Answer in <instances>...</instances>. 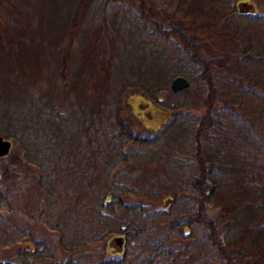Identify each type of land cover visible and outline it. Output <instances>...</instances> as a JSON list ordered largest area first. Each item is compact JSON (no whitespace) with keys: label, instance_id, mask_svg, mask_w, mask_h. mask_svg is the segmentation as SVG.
I'll return each instance as SVG.
<instances>
[{"label":"trees","instance_id":"trees-1","mask_svg":"<svg viewBox=\"0 0 264 264\" xmlns=\"http://www.w3.org/2000/svg\"><path fill=\"white\" fill-rule=\"evenodd\" d=\"M23 1L0 15V135L14 144L0 158V264H264V0H105L132 4L138 31L180 50L190 82L178 92L156 46L126 64L140 80L122 62L114 81L100 46L74 45L92 0H74L57 35L42 33L47 49L15 11ZM128 89L164 109L154 134L133 128ZM48 150L66 154L46 166ZM22 161L55 243L33 236L18 205Z\"/></svg>","mask_w":264,"mask_h":264},{"label":"rangeland","instance_id":"rangeland-1","mask_svg":"<svg viewBox=\"0 0 264 264\" xmlns=\"http://www.w3.org/2000/svg\"><path fill=\"white\" fill-rule=\"evenodd\" d=\"M18 0H1L0 1V15L2 18L10 17V11L12 9L13 2L17 3ZM158 2H169L171 0H156ZM176 3V0H174ZM74 0H24L22 4L20 3V7L18 6L15 11L18 12V16L21 14V18H25L27 21L28 29H31V36L36 41L35 43H40L46 49L48 46V42H44L42 33L49 36L57 35L59 33V28L65 22V17L69 11V8L73 6ZM132 9V12L129 10V6ZM175 5V4H174ZM174 5L170 8L173 9ZM17 6V4H16ZM165 7H168L165 4ZM135 7L132 4H124L122 7L117 5V3H110L105 5V0H92V3L86 8L83 16L82 24L79 28L77 37L74 39V45L79 46L82 43L88 44V42L93 41L94 44L100 46L98 53L99 55H103L106 57H110L113 61L112 66V74L113 79H118V71L116 70V66H120L121 63L129 64L130 66L139 58L143 61V57L145 54H148V61L151 59L149 54L151 55L149 49L153 47L159 48V53L155 52L156 55L153 57L155 59V64L160 68H164L169 70L171 73H175L174 77L177 75H181L178 73L179 71L185 70L187 67V62L184 59L183 55L180 53L179 49H173L172 47H166L164 45L151 43L149 39H151L148 34H143L138 31L137 24L134 19L136 17V13L133 11ZM248 10V9H247ZM201 11V10H199ZM20 12V14H19ZM170 12V11H169ZM205 13V12H203ZM181 15L186 14V16L190 17L188 12L185 9H182L180 12ZM193 15H199L200 13H193ZM187 17V18H188ZM196 17L197 24H200L205 18ZM98 27V28H97ZM96 29V35L91 38V34L93 30ZM204 28L200 26H194L193 31L202 37L201 39L207 40L210 44H219V40H215V35L211 33V37L208 38L205 36ZM30 31V32H31ZM86 37V38H85ZM147 39V40H146ZM66 42V37L63 39ZM43 41V42H42ZM144 42H148L147 46H143ZM214 42V43H213ZM213 48L215 47L212 45ZM219 46V45H218ZM44 56L42 57V59ZM48 63V64H46ZM48 69L51 67L50 62H46ZM146 69V65H145ZM50 69L49 72H51ZM139 71L136 68H129L126 66L124 77L128 78L131 81L140 80ZM145 73H141V78H144ZM183 76V75H182ZM22 77H15V81L20 84L21 87H18V90H24L26 88V82L23 84L20 80ZM25 79V78H24ZM13 80V79H12ZM190 82V80L188 79ZM113 82V80H112ZM29 84V83H28ZM12 88L14 85H11ZM30 91L33 90V87L29 84ZM18 93V92H17ZM36 93V91H34ZM39 93L37 92V95ZM160 96H164V92H160ZM13 102L15 99H12ZM12 100L8 101L9 105L12 104ZM20 100L19 102H21ZM22 107L27 109L29 107L26 103H21ZM124 110L125 114L132 117L134 121L133 128L138 130L142 135H152L155 133L156 129H158L162 124L165 118L164 109L158 106L153 100L149 99L139 90H131L128 89L126 96L124 97ZM9 132L14 133L17 132L16 126L13 124H9ZM52 128L56 130L55 126L52 124ZM56 137L60 138L62 135V131L55 133ZM51 140L55 141V138H51ZM51 145H53L51 143ZM51 145L49 150L51 149ZM14 147V144L12 145ZM48 150V154L50 151ZM58 151L57 149H53V151ZM63 153V154H62ZM62 153H56V155H49V160L46 159L44 165H54L57 164L60 159L61 154L65 155L66 151ZM35 158L38 160L44 159L40 154H34ZM41 162H43L41 160ZM23 163V161H22ZM35 173V169L32 166L23 163V168H21L20 178L24 179L23 185V194L19 196V206H24V209L21 211L26 218V221L29 225L33 236L37 239H44L46 241L55 243L56 234L49 232L45 227L40 225L37 222L35 208L38 207V199L34 196V184L31 175ZM30 175V176H29ZM33 198V199H32ZM115 243V241H114ZM110 248L115 250V246L111 244ZM57 257H60L57 251ZM38 264H53V260H44L38 262Z\"/></svg>","mask_w":264,"mask_h":264},{"label":"water","instance_id":"water-1","mask_svg":"<svg viewBox=\"0 0 264 264\" xmlns=\"http://www.w3.org/2000/svg\"><path fill=\"white\" fill-rule=\"evenodd\" d=\"M188 86H189L188 79L182 75L175 76L171 81V89L174 92H178ZM11 147H12V141L0 135V158L6 156L10 152ZM117 241L119 243L120 239H118Z\"/></svg>","mask_w":264,"mask_h":264}]
</instances>
